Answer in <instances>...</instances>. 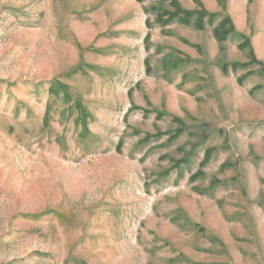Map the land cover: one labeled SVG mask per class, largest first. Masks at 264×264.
I'll return each instance as SVG.
<instances>
[{
  "label": "rangeland",
  "instance_id": "rangeland-1",
  "mask_svg": "<svg viewBox=\"0 0 264 264\" xmlns=\"http://www.w3.org/2000/svg\"><path fill=\"white\" fill-rule=\"evenodd\" d=\"M0 264H264V0H0Z\"/></svg>",
  "mask_w": 264,
  "mask_h": 264
},
{
  "label": "trees",
  "instance_id": "trees-1",
  "mask_svg": "<svg viewBox=\"0 0 264 264\" xmlns=\"http://www.w3.org/2000/svg\"><path fill=\"white\" fill-rule=\"evenodd\" d=\"M202 18H203V15H202ZM202 18H200V19H202ZM211 18H212V16H211ZM227 23H229L230 25H231V23L229 22V20L228 19H226V20H223L222 22H221V28L218 30V31H215V32H219V33H222L223 35V37H221L220 38V35H218V33H215V37H216V39L219 41V39L220 40H223L224 39V36H226L227 34H229V33H233V30L232 29H230V31H228V33L226 32V31H222V28L224 29V26L227 24Z\"/></svg>",
  "mask_w": 264,
  "mask_h": 264
}]
</instances>
